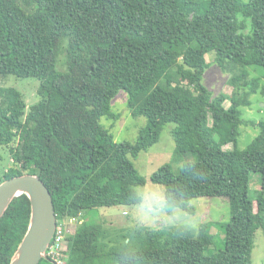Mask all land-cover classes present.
I'll list each match as a JSON object with an SVG mask.
<instances>
[{
    "label": "trees",
    "instance_id": "trees-1",
    "mask_svg": "<svg viewBox=\"0 0 264 264\" xmlns=\"http://www.w3.org/2000/svg\"><path fill=\"white\" fill-rule=\"evenodd\" d=\"M212 52L231 75L229 106L203 84ZM252 67L264 68V0H0V74L41 81L29 111L19 90L0 87V155L9 148L14 164L0 184L37 175L57 218L82 221L68 238L67 264H252L255 233L264 232V121L247 149L237 146L241 107L264 95V74L252 77ZM121 90L132 115L147 119L134 143L117 142L101 122L118 117L111 103ZM168 123L176 154L197 161L178 174L164 165L151 180L165 187L169 215H195L194 199L227 198L222 250H209L214 222L121 230L89 218L143 202L137 188L147 179L132 158ZM253 173L262 176L256 200ZM30 216L29 198L17 197L0 222V264L11 263Z\"/></svg>",
    "mask_w": 264,
    "mask_h": 264
},
{
    "label": "rangeland",
    "instance_id": "rangeland-1",
    "mask_svg": "<svg viewBox=\"0 0 264 264\" xmlns=\"http://www.w3.org/2000/svg\"><path fill=\"white\" fill-rule=\"evenodd\" d=\"M208 68L203 78V84L210 90L213 97L221 94L228 96L230 105L233 87L230 84L231 75L225 73L215 62V53L207 55ZM252 77L262 76L264 68H250ZM41 81L35 77L19 78L14 75L0 74V87L15 88L19 90L30 107L40 100L38 90ZM112 113L118 117L106 116L102 124L114 136L117 142H136L140 131L147 125V119L143 116L134 117L128 106V93L121 90L111 103ZM242 118L246 123L241 127V135L238 138V148L247 149L253 140L259 135L260 129L254 123L264 121V95L261 92L252 96L250 107H241ZM174 123H168L161 134L160 141L148 152H143L137 159H133L140 174L147 179V184L137 188L143 202L137 206H116L99 209L91 213L92 221L104 222L111 229H133L140 226H148L151 229H164L178 226L196 227L202 223L214 222L212 233L216 236L215 243L210 251L225 248V229L221 224L229 223L231 219L230 203L227 198H198L191 201V206L197 208L196 214H190L182 209H176L173 215L166 211L165 187L152 182V175L164 165L170 164L173 171L178 174L185 164L197 161L194 154H176V144L172 135ZM230 144L225 149H233ZM9 148H3L0 155V176L13 166ZM262 176L253 173L251 179L250 198L256 200L261 190ZM256 203V202H255ZM252 264H264V232L258 229L255 233Z\"/></svg>",
    "mask_w": 264,
    "mask_h": 264
},
{
    "label": "water",
    "instance_id": "water-1",
    "mask_svg": "<svg viewBox=\"0 0 264 264\" xmlns=\"http://www.w3.org/2000/svg\"><path fill=\"white\" fill-rule=\"evenodd\" d=\"M26 195L31 203L27 232L10 264H40L47 260V251L57 229L53 196L37 175L24 174L0 184V222L13 201Z\"/></svg>",
    "mask_w": 264,
    "mask_h": 264
},
{
    "label": "built area",
    "instance_id": "built-area-1",
    "mask_svg": "<svg viewBox=\"0 0 264 264\" xmlns=\"http://www.w3.org/2000/svg\"><path fill=\"white\" fill-rule=\"evenodd\" d=\"M82 221L78 217L57 219L56 233L48 248L47 256L56 264L68 263V238L75 234Z\"/></svg>",
    "mask_w": 264,
    "mask_h": 264
}]
</instances>
